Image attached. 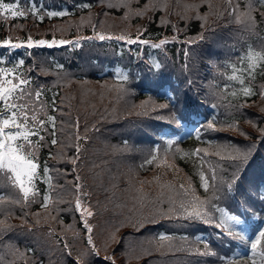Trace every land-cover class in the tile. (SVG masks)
Segmentation results:
<instances>
[{
  "label": "trees",
  "instance_id": "16d2710c",
  "mask_svg": "<svg viewBox=\"0 0 264 264\" xmlns=\"http://www.w3.org/2000/svg\"><path fill=\"white\" fill-rule=\"evenodd\" d=\"M72 1L68 7L66 0H63L60 8H41L44 0L37 7L32 0H27L26 4L21 0H0V3L17 5L14 10L25 12L24 20L27 23L29 19L33 20L32 25L22 26L18 35L21 40L32 36L35 29L40 30L37 36L42 34L43 38L49 40L67 33L73 36L75 29H82L92 35L95 26L97 31L104 30L106 35L115 37L127 34L133 39H136L139 30L140 39L148 41V44L138 41L129 45L126 40L118 41L113 38L104 42L92 40L90 47L86 45L83 49L68 45L51 48L38 46L34 49L24 46L26 56L10 63L0 57V67L7 68L16 66L23 59L24 64L17 72L19 75L26 69H31L36 74L54 73L61 76V72L66 71V64H70L67 61L78 66H90V77L75 73L70 77V84L59 82L49 86V79L39 86L45 107L40 119L47 122L49 116L56 118L55 138L58 143L55 147L51 144L52 125L48 123V131L42 133L45 142L42 146L38 144L36 151L39 162L36 180L40 195L32 208L42 206L44 194L51 196V181L56 179L62 190L59 197L56 196V203L47 212H29L33 214V218H28V221L35 225L32 237L16 242L15 234H9L14 244L9 245L8 250H2L0 245V264H6L10 260L12 255L9 250H18L20 247L33 249L34 251L29 252L39 259L40 264H74L76 253L87 246L88 234L68 198H80L86 207L91 206L95 215L90 223L94 229L93 240L98 248L104 247L109 233L114 231L112 225L119 227L116 233L119 243L108 242L107 250H102L99 256L93 257L92 264H218L215 256L202 257L195 252L168 248L158 250L156 242L162 233L176 236L177 245L183 243L179 238L186 236L185 248L203 251L204 242H208L211 250L225 259H235L238 264L247 260L252 255L250 244L245 245L227 237L221 243L214 234L215 230L210 227L200 225L196 229L195 225L189 226L187 222L184 227H180L168 220H158L149 226L148 231H137L129 220L147 215L160 194L167 192L168 185L177 189L180 185L188 188L191 180L192 186L199 188L197 173L200 162L195 157L184 158V154L196 148L207 147L206 141L210 138L218 143H227L231 139L233 142L255 144V151L242 174L252 177L253 181H248V186L250 183L260 185L261 177L264 176V143L261 142L259 131L249 121H254L258 127H264V112L261 111L264 109V99L258 94L244 97L238 81L227 80V75L232 74L230 67L227 68L226 76L221 79L216 75V68L209 70L208 62L226 65L229 61H236L237 55L246 52L249 47L259 51L264 42V17L261 16L264 8L256 6L253 15L257 26L251 32L240 30V26L235 23L228 27L223 17H220L226 29L214 37L216 43L212 44V51L216 55L211 58L200 55L202 46H193L187 61L188 69L185 70L183 50L188 45L184 41L197 36L202 31V24H213L218 19L208 7L209 3L220 6L226 0H206L204 3L201 0ZM187 3L198 4L196 12L201 17L209 15L206 19H196V12H190L188 14L192 19H182L185 14L183 5ZM232 3L238 4L240 11L246 10L243 5L247 0H232ZM84 5L90 7H83ZM145 5L149 6L146 10ZM153 5L156 7L153 8ZM33 10H39L40 15H32ZM218 10L222 12L223 8L218 7ZM47 11H66L64 16H70L71 20H64V16L49 18ZM40 16H43L42 20ZM46 19H57L58 22L47 25ZM1 25L0 29H3V20ZM174 36L177 38L175 43L172 42ZM165 38L169 41L167 45L159 49L151 47V44H159ZM208 43L210 41L206 42ZM156 65L160 67L157 69ZM237 68H240L238 63ZM262 71L264 70H257L253 81L256 92L264 85ZM188 80L193 83L189 85ZM120 85L128 89V95H118L114 89ZM233 92L239 95L234 97ZM58 94L73 101L70 119L54 114L53 101H56ZM170 100H173L175 109L158 108V105L169 103ZM212 104L217 107L213 108ZM237 105L244 107L239 108ZM145 107L148 115L136 114L144 112ZM154 107L156 111H152ZM173 110L177 112L179 123L171 120ZM157 116L161 118L157 119ZM208 119L217 120L218 125L235 124L241 131L251 132L252 138L245 140L237 131L227 128L220 133L205 132L201 125ZM77 122L81 136V155L73 164V157L76 156ZM93 125L98 131L93 130ZM85 134L88 136L87 141L83 139ZM169 146L171 151L165 160V149ZM157 149H160V159L152 165L145 163ZM172 153H176L175 157ZM45 164L48 165L47 177L43 174ZM169 164L173 166L169 167ZM77 175L81 177L78 183L83 192L75 187ZM4 179L3 172H0V182ZM4 187L5 183H0V197L4 196ZM200 194L202 195V189ZM14 206L0 210V221L20 226L23 223V213L20 212L19 204ZM167 207L165 203L163 208L167 210ZM256 208V213L249 215L247 219L240 216L241 224L235 228L251 235L257 224L264 227L260 222L264 212L259 211V203ZM231 214L237 215L235 212ZM3 236L4 233H0V237ZM65 244L69 246L68 249L64 248ZM69 250L72 256L67 255ZM259 252L258 249L257 264L264 260ZM105 256L110 259H105ZM13 264L31 262L25 263L22 259H17Z\"/></svg>",
  "mask_w": 264,
  "mask_h": 264
},
{
  "label": "snow or ice",
  "instance_id": "6c2138e0",
  "mask_svg": "<svg viewBox=\"0 0 264 264\" xmlns=\"http://www.w3.org/2000/svg\"><path fill=\"white\" fill-rule=\"evenodd\" d=\"M202 3L206 0H201ZM259 5L264 8V0H247V3L243 5L246 9L245 11H240V6L238 4L232 3V0H226V2L220 6H215L211 3L208 7L212 9V14L218 19L214 21L213 24H202L200 31L197 36L189 37L185 44L188 48H185V64L184 69H188V59L190 57V49L193 46H202L200 55H207L209 58L216 55L212 51V44L216 43L214 37L218 32L225 30L226 28L222 25V21L219 19L223 17V21L226 22L227 26L230 27L233 23L240 26V30L245 32H251L256 29L257 21L253 15L256 6ZM111 6V5H110ZM17 5L9 3H0V16L5 13H11L12 18L25 17V12L15 11L14 9ZM83 7H90L89 5H84ZM145 10L149 7L145 5ZM156 6L153 5V8ZM167 7V5H164ZM218 7H222L223 11H219ZM185 9V14L182 16L184 20L192 19V16L188 13L196 12L199 8L198 4L187 3L183 5ZM32 15L39 16V10H33ZM66 11H47V16L49 18L62 17L66 15ZM209 14L201 17L199 12H196V19H206ZM261 16L264 17V12H261ZM41 20L43 16H40ZM187 27V25H185ZM173 27H176L173 25ZM179 31V29H177ZM93 36H82L76 41L79 45L80 41H92L98 40L104 42L105 40H112L113 38L118 41H125L129 45L135 44L139 41L141 44H148V41L140 39V32L138 30L136 39L127 36V34H121L113 37L112 35H106L104 30L97 31L95 26L93 27ZM127 37V38H126ZM176 37L174 36L172 42H176ZM206 44V42H209ZM72 41L67 40H55L51 42L47 40L35 41L36 46H47L49 48L54 46H64L71 44ZM169 41L165 38L160 40L159 44L153 43L151 47L154 49H159L165 46ZM0 46L5 48L19 49L22 47L19 43H12L10 40L6 39L0 44ZM34 46V42L31 37H29L27 42V48L31 49ZM206 49V51H205ZM237 63L240 68H237ZM24 64V60L21 59L18 64L12 68L0 67V104L3 105L0 109V172H3L4 183L7 186L8 182H11L13 188L18 189V195H9V202L12 204H19L21 209H24L35 202L36 198L40 195L36 184L34 183L37 171H38V161L36 160L35 152L37 144L41 146L45 142V136L42 133L48 131V123H51L52 129L50 135L52 137L51 144L56 145L58 140L56 137V124L55 117L49 116L48 121L38 120L36 115L29 117L28 113L30 111L27 104H22L17 102L18 100H23L25 97L28 100L32 99V92L35 90V96L37 99L41 96L42 91L37 85L33 88V83L29 75H17L19 68ZM157 69L160 67L156 65ZM213 68L217 69L216 75L223 79L226 76L227 68L230 67L232 74L227 75L228 81H238L240 85V92H242L244 97H250L253 95H259L264 99V85H261L258 92L254 91L253 81L256 79L257 70H264V42H262L260 50L256 51L249 47L246 52H241L237 55L236 61H229L225 64H212ZM225 69L221 71L220 69ZM264 74V71H262ZM125 80L127 77L124 78ZM192 80H188V84L191 85ZM247 85V86H246ZM107 88V85H105ZM227 87V85H226ZM119 96L128 95V89L122 85L115 87L114 89ZM217 95H219L217 93ZM232 95L236 97L239 95L237 92H233ZM42 103V102H41ZM213 108L217 107L216 104L211 105ZM53 107H55V102L53 101ZM175 109L173 107V100L169 103L158 105L159 109ZM236 107L243 108L244 105H237ZM152 111H156L154 107ZM264 112V109H261ZM137 115H148V110L145 107L144 112H137ZM157 119L161 117L157 116ZM171 120L174 123H179L177 112L173 110L171 112ZM31 123L32 126H29ZM252 123L253 128H255L260 133L261 142L264 143V127H258L254 121H249ZM77 134L75 140L77 141L75 145L76 156L73 157L72 163L75 164L81 155L80 140L81 136L79 134V124L77 122ZM234 130L243 136L245 140L252 138L251 132L241 131L235 124L218 125V121L215 119L207 120L201 125V129L205 132L211 131L220 133L225 130ZM93 130L98 131V129L93 125ZM199 131V130H198ZM87 133V126H86ZM35 137H39V140H34ZM199 139V137H197ZM85 141L88 140L87 134L83 137ZM207 147L196 148L192 152L185 153L184 158L195 157L200 162L199 171L197 173L199 177V188L192 186V181H189V187L185 188L184 185H180L179 189L168 185L167 192H162L160 197L155 202L152 210L147 215H141L140 218L136 220H129L132 227L136 228L137 231L144 230L148 231L149 226L157 223L158 220H168L173 223H177L180 227L185 226V222L189 226L195 225L196 229L200 228V225L210 227L215 230L214 234L221 243L225 242V238H231V240H237L245 245L250 244V249L252 255L247 257V260L240 261L239 264H257L256 256L258 254V249L260 250L259 255L264 257V227H260L257 224L252 229V234L247 235L243 230L236 229L235 226L241 224L240 216H244L245 219L249 215H254L257 211L256 205L260 204L259 211L264 212V176L261 177L260 185L249 184L246 189L243 182L242 173L248 166V161L255 151V144H247L242 142H233L231 139L227 143H218L214 139H209L206 141ZM171 145V142H170ZM171 151L169 146L165 149L164 158L167 160L168 152ZM160 149L150 154V158L145 161L148 165L155 164L159 159ZM175 157L176 153H172ZM212 158H216L213 160ZM169 167L173 165L169 164ZM231 169V172H229ZM75 171V169H73ZM46 177L48 176V165L45 164V170L43 173ZM81 180L79 175L76 176L75 187L79 192H83V188L78 183ZM200 189H202V195L200 194ZM251 193V194H250ZM87 195V194H85ZM22 196V200H21ZM253 196L258 199H253ZM239 202L237 203V198ZM3 197H0V201ZM49 196L47 194L43 195L42 206L48 208ZM167 204V210L163 208L164 204ZM223 204V207H221ZM243 209V211H241ZM75 211L80 213V220L83 224V229L87 232V246L81 248L75 256L74 264H92L93 257L99 256L100 251L107 250L108 242H116V233L119 231V227L112 225L114 231L110 232L108 235V240L105 241L104 247L98 248L93 240L94 229L90 223L91 218L94 217V212L91 210V206L84 207L82 205L81 199L77 198L75 203ZM237 213V215H232L231 213ZM86 213V215H85ZM39 215V214H37ZM28 213L23 214V223L20 226H14L8 224L6 221H0V233H4L3 237H0V245L8 247V241L12 239L9 234H15L16 242L21 239L28 240L34 235L35 225L31 224L28 219ZM264 224V219L260 221ZM37 223L39 220L37 219ZM120 226H123L121 224ZM199 231V230H196ZM177 237L174 235L160 234L159 240L156 242V247L158 250L163 251L165 248L175 249L177 251L186 250L190 253L195 252L202 257L215 256L217 258L218 264H238L235 259H225L224 256L219 255L217 252L211 250V246L208 242H204V250L199 251V249L193 250L188 247L185 248L184 244L187 243V237L182 236L179 239L183 241L182 244L177 245L175 243ZM165 241L167 243H165ZM26 247H28L26 245ZM68 245L65 244L64 248L68 249ZM29 251H34L28 247ZM68 256H72V252L69 250L67 252ZM105 259H110V257L105 256ZM31 264H40V261H32ZM264 264V260L261 261Z\"/></svg>",
  "mask_w": 264,
  "mask_h": 264
}]
</instances>
